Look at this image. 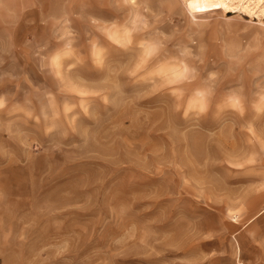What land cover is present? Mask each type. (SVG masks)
Here are the masks:
<instances>
[{"label":"rangeland","instance_id":"obj_1","mask_svg":"<svg viewBox=\"0 0 264 264\" xmlns=\"http://www.w3.org/2000/svg\"><path fill=\"white\" fill-rule=\"evenodd\" d=\"M0 99V264H188L177 202L264 181V0H0Z\"/></svg>","mask_w":264,"mask_h":264},{"label":"crops","instance_id":"obj_2","mask_svg":"<svg viewBox=\"0 0 264 264\" xmlns=\"http://www.w3.org/2000/svg\"><path fill=\"white\" fill-rule=\"evenodd\" d=\"M262 182L251 179L249 184L243 185V180L236 179L233 185L224 186L226 195L218 203L207 200L204 188L200 199L190 195L178 199L186 203L183 208L182 202H177V212L185 213L182 217H215L219 223L215 227L205 223L201 233L197 234L192 227L187 233V243L181 241L173 249L185 252L184 259L188 264H264ZM201 236L204 238L200 239Z\"/></svg>","mask_w":264,"mask_h":264},{"label":"clouds","instance_id":"obj_3","mask_svg":"<svg viewBox=\"0 0 264 264\" xmlns=\"http://www.w3.org/2000/svg\"><path fill=\"white\" fill-rule=\"evenodd\" d=\"M131 3H135V0H130ZM146 11V10H145ZM190 54V50H186ZM184 55V53H181ZM56 57H53V63H55ZM190 69L184 61H180L179 64L174 68L171 73V79L168 81L169 84H175L177 81H183L188 78V73ZM174 98L177 101V110L179 111L181 108L184 110L185 116L188 115L189 112H199L203 113L206 111L205 107V96L206 92L204 90L197 89L194 95L188 99L186 104L181 103L184 99L183 93L179 91H174L172 93ZM0 107H3V101L0 99Z\"/></svg>","mask_w":264,"mask_h":264},{"label":"bare ground","instance_id":"obj_4","mask_svg":"<svg viewBox=\"0 0 264 264\" xmlns=\"http://www.w3.org/2000/svg\"><path fill=\"white\" fill-rule=\"evenodd\" d=\"M204 1V0H201V2ZM209 3V2H208Z\"/></svg>","mask_w":264,"mask_h":264}]
</instances>
